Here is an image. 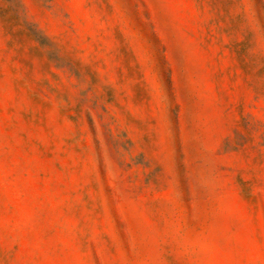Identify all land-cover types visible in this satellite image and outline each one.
Returning <instances> with one entry per match:
<instances>
[{"label":"rangeland","instance_id":"374dc122","mask_svg":"<svg viewBox=\"0 0 264 264\" xmlns=\"http://www.w3.org/2000/svg\"><path fill=\"white\" fill-rule=\"evenodd\" d=\"M0 264H264V0H0Z\"/></svg>","mask_w":264,"mask_h":264}]
</instances>
